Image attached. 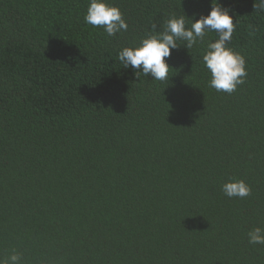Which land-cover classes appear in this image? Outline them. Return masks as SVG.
Listing matches in <instances>:
<instances>
[{"label": "trees", "instance_id": "trees-1", "mask_svg": "<svg viewBox=\"0 0 264 264\" xmlns=\"http://www.w3.org/2000/svg\"><path fill=\"white\" fill-rule=\"evenodd\" d=\"M128 30L86 24L89 0H0V260L21 264H264V9L214 0L246 59L232 94L208 86L209 33L173 50L165 82L124 47L199 19L213 0H107ZM195 22V21H194ZM190 27V24L188 25ZM244 180L250 196L222 185Z\"/></svg>", "mask_w": 264, "mask_h": 264}, {"label": "clouds", "instance_id": "clouds-1", "mask_svg": "<svg viewBox=\"0 0 264 264\" xmlns=\"http://www.w3.org/2000/svg\"><path fill=\"white\" fill-rule=\"evenodd\" d=\"M254 6L264 9V0H259ZM84 20L94 28H102L110 37L128 30L122 11L107 0H89ZM235 28L230 10L213 0L210 13L200 15L199 19L193 16L186 20L183 15H173L165 20L160 32L153 25L152 34L142 39L138 47L119 50L118 59L125 69H131L136 76L142 72L156 81L165 82L172 69L166 58L171 57L173 50L181 48L178 42L190 50L214 32L218 39L207 44L202 57L203 65L211 75L208 86L217 92L232 94L245 83L247 77L245 57L228 46ZM222 191L228 198L244 199L251 195L252 188L244 180L230 179L222 185ZM247 236L249 244L264 245V227L253 228ZM21 261L22 255L12 250L7 258L0 260V264H21Z\"/></svg>", "mask_w": 264, "mask_h": 264}]
</instances>
